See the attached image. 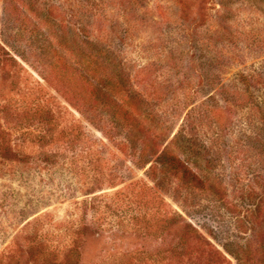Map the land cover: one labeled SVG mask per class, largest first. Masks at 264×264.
<instances>
[{"label": "rangeland", "instance_id": "obj_1", "mask_svg": "<svg viewBox=\"0 0 264 264\" xmlns=\"http://www.w3.org/2000/svg\"><path fill=\"white\" fill-rule=\"evenodd\" d=\"M46 53L109 64L186 173ZM0 264H264V0H0Z\"/></svg>", "mask_w": 264, "mask_h": 264}, {"label": "trees", "instance_id": "obj_2", "mask_svg": "<svg viewBox=\"0 0 264 264\" xmlns=\"http://www.w3.org/2000/svg\"><path fill=\"white\" fill-rule=\"evenodd\" d=\"M4 1H7L15 9L20 6L29 9L31 3V0ZM26 15L28 14L26 13ZM44 40L46 42H43L44 47L49 49L51 42L49 43V40L45 38ZM55 55L48 56L46 53L43 58H40H42L43 64L54 73L56 79L72 91L73 98L81 99L87 109L94 108L93 111L106 113L110 125L125 129L130 140L129 147L133 148L131 152L134 155L138 152L140 162H148L155 153L160 151L156 156V161L162 166L163 173L168 174L169 177L171 175L177 176L182 164L176 158L171 146L164 145L168 134L166 135L162 129L158 132L151 128L155 121H159V118L156 115L153 117L143 116L139 103L137 104L131 97H125L126 92L122 89L124 87L122 81L117 80L115 72L109 64L97 65L96 59H89L88 55L86 58L73 55L75 63L68 61V58L60 53ZM121 94L122 97L119 96ZM69 102L73 105L71 100ZM214 109L216 110L213 111L215 114L217 108L214 107ZM177 139H179V135L172 137L170 139L171 145L176 143ZM185 168L182 167V174L186 173ZM177 215L183 218L180 213ZM195 230L197 231V229ZM221 246L228 254L237 258V253H233L227 245L221 244ZM215 249L225 259L223 253L218 248Z\"/></svg>", "mask_w": 264, "mask_h": 264}]
</instances>
